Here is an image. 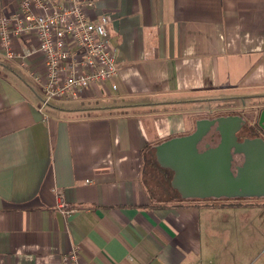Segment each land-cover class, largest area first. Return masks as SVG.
Here are the masks:
<instances>
[{"label": "crops", "instance_id": "0c3cea01", "mask_svg": "<svg viewBox=\"0 0 264 264\" xmlns=\"http://www.w3.org/2000/svg\"><path fill=\"white\" fill-rule=\"evenodd\" d=\"M97 11L113 17L119 72L78 100L42 108L41 60L23 67L0 49V264H60L75 248L90 264H264V191L233 190L208 162L206 189L184 194L165 148L185 139L181 153L212 161L225 139L262 138L244 113L264 110V0H98ZM237 144L230 172L245 180Z\"/></svg>", "mask_w": 264, "mask_h": 264}, {"label": "built area", "instance_id": "2783aa9c", "mask_svg": "<svg viewBox=\"0 0 264 264\" xmlns=\"http://www.w3.org/2000/svg\"><path fill=\"white\" fill-rule=\"evenodd\" d=\"M98 0H21L12 12H0V49L9 60L39 58L43 71L33 77L43 91L42 108L53 102L78 100L94 85L114 82L119 72L118 49L110 27L113 17L97 11ZM33 39L30 48L16 50L20 39ZM113 89L117 85L113 84ZM58 206L66 216L62 196ZM60 264H90L75 248L63 255Z\"/></svg>", "mask_w": 264, "mask_h": 264}, {"label": "water", "instance_id": "95a60500", "mask_svg": "<svg viewBox=\"0 0 264 264\" xmlns=\"http://www.w3.org/2000/svg\"><path fill=\"white\" fill-rule=\"evenodd\" d=\"M239 129L241 128V123L243 122L242 118H233L232 120ZM258 126L263 131L262 138L248 140L244 142V144H237L236 136L234 135L231 139H225L221 149L215 153L217 156L210 160V154L201 155L196 151L195 146L192 148L185 149L184 153H181V148L184 147L186 141L185 139H176L165 145V148L169 147L172 150V155L170 156V161L173 163V167L177 170V175L180 176L179 180L176 178V184L182 188L184 194L192 192L199 193L202 189H206L204 184H207V178L209 177L208 173V162L210 165H213L217 168V172H215V176L218 178L219 173L223 174V172L228 173L230 176V185L234 190L237 185L240 183L247 186L248 191L247 195L249 196H260L264 191V110H262L258 114ZM231 144H237L242 150V148H246L248 152H246V162L239 170L240 175L245 177V180H241L243 177L234 179L232 173L230 172V163L232 160V156L229 154L228 147ZM253 148V149H251ZM179 150V151H178ZM215 155V154H214ZM213 156V154H212ZM213 177V176H212ZM216 180V179H213ZM234 195L236 193H233ZM239 195V194H237Z\"/></svg>", "mask_w": 264, "mask_h": 264}, {"label": "rangeland", "instance_id": "374dc122", "mask_svg": "<svg viewBox=\"0 0 264 264\" xmlns=\"http://www.w3.org/2000/svg\"><path fill=\"white\" fill-rule=\"evenodd\" d=\"M259 110V109H258ZM258 113H259V111H257V112H254V111H248V112H246V113H244L245 114V116H246V118H247V120L249 121L248 123L249 124H247V125H250V127L249 126H247V127H249L248 128V131H250V130H252V131H254V130H258V128H260L259 126H258ZM251 128V129H250ZM170 184V183H169Z\"/></svg>", "mask_w": 264, "mask_h": 264}]
</instances>
